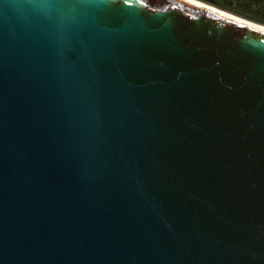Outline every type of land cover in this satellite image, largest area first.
Here are the masks:
<instances>
[{"label": "water", "instance_id": "95a60500", "mask_svg": "<svg viewBox=\"0 0 264 264\" xmlns=\"http://www.w3.org/2000/svg\"><path fill=\"white\" fill-rule=\"evenodd\" d=\"M0 264H264V30L0 0Z\"/></svg>", "mask_w": 264, "mask_h": 264}, {"label": "trees", "instance_id": "16d2710c", "mask_svg": "<svg viewBox=\"0 0 264 264\" xmlns=\"http://www.w3.org/2000/svg\"><path fill=\"white\" fill-rule=\"evenodd\" d=\"M198 1V0H197ZM240 18L264 25V0H199Z\"/></svg>", "mask_w": 264, "mask_h": 264}, {"label": "bare ground", "instance_id": "6f19581e", "mask_svg": "<svg viewBox=\"0 0 264 264\" xmlns=\"http://www.w3.org/2000/svg\"><path fill=\"white\" fill-rule=\"evenodd\" d=\"M187 1H189V2H191V3H194V4H198V5L205 6V7H207V8L212 9V10H215V11H217V12L223 14V15H226V16H229V17H232V18H235V19H238V20H241V21L247 22V23H249V24H251V25H254V26H256V27H258V28L264 30V27H262V26H260V25H258V24H255V23L249 22V21H247V20H245V19H242V18H240V17L233 16V15H231V14H228V13L222 12V11H220V10H218V9H216V8H214V7L210 6V5H208V4L202 3V2L197 1V0H187Z\"/></svg>", "mask_w": 264, "mask_h": 264}, {"label": "rangeland", "instance_id": "374dc122", "mask_svg": "<svg viewBox=\"0 0 264 264\" xmlns=\"http://www.w3.org/2000/svg\"><path fill=\"white\" fill-rule=\"evenodd\" d=\"M199 1V0H198ZM200 2H202V1H200ZM202 3H205V2H202ZM205 4H207V3H205ZM209 5V4H208ZM214 7V6H213ZM215 8V7H214ZM230 14H232V13H230ZM233 16H234V14H232ZM236 16V15H235ZM237 17H239V16H237ZM243 19H245V18H243ZM245 20H247V19H245ZM249 21V20H248ZM250 22V21H249ZM252 22V21H251ZM253 23V22H252ZM254 23H256V22H254ZM256 24H258V23H256ZM258 25H260L261 26V24H258ZM262 27H264V25H262Z\"/></svg>", "mask_w": 264, "mask_h": 264}]
</instances>
